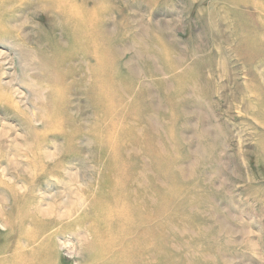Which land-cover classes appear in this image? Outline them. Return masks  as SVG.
Segmentation results:
<instances>
[{"label": "rangeland", "instance_id": "1", "mask_svg": "<svg viewBox=\"0 0 264 264\" xmlns=\"http://www.w3.org/2000/svg\"><path fill=\"white\" fill-rule=\"evenodd\" d=\"M0 264H264V0H0Z\"/></svg>", "mask_w": 264, "mask_h": 264}, {"label": "bare ground", "instance_id": "2", "mask_svg": "<svg viewBox=\"0 0 264 264\" xmlns=\"http://www.w3.org/2000/svg\"><path fill=\"white\" fill-rule=\"evenodd\" d=\"M86 25H88L87 23H85L84 21L82 22V25L80 26L81 27V30L79 31V34H78V37L79 36H81V35H89L90 34V31L88 30V27L86 26ZM71 29V31H72V33H73V35L76 33V30H75V28H70ZM92 35H93V38L95 39V41H96V35L95 34H93L92 33ZM77 37V36H76ZM77 37V38H78ZM94 54H95V56H96V60H97V66H98V68L99 69H105V67H106V65H105V63H104V60H103V52H102V48L100 47V44H96V42H95V44H94ZM100 91V93H102V96H103V90L101 91V90H99ZM114 110H116L115 108L114 109H112V108H110V109H108V112H109V114H110V116H112V113H114ZM18 258V256L17 255H14V256H12L11 258H9L8 260H7V262L9 263L10 261H15L16 259ZM37 262L39 261V259H35Z\"/></svg>", "mask_w": 264, "mask_h": 264}]
</instances>
